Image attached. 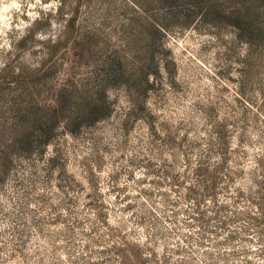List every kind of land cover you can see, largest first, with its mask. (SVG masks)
Listing matches in <instances>:
<instances>
[{"label": "rangeland", "instance_id": "1", "mask_svg": "<svg viewBox=\"0 0 264 264\" xmlns=\"http://www.w3.org/2000/svg\"><path fill=\"white\" fill-rule=\"evenodd\" d=\"M130 2L0 0V74L36 65L77 7L82 27L111 32ZM164 44L174 71L153 80L151 122L110 89L111 117L0 184V264H264V63L244 69L231 29L176 27Z\"/></svg>", "mask_w": 264, "mask_h": 264}, {"label": "trees", "instance_id": "2", "mask_svg": "<svg viewBox=\"0 0 264 264\" xmlns=\"http://www.w3.org/2000/svg\"><path fill=\"white\" fill-rule=\"evenodd\" d=\"M75 1L79 7L84 0ZM77 8L63 37L46 42L36 65L22 63L17 71L0 74V184L16 176L23 162L43 157L60 133L77 136L111 117L110 89L125 91L130 114L151 122L147 99L154 81L174 71L164 39L176 27L231 29L246 46L244 69L257 72L264 63V0H131L111 32L82 27ZM27 40L17 48L25 50ZM57 162L51 157L48 165ZM202 171L197 170L205 179L213 178ZM60 173L64 176L63 168ZM256 205L252 220L260 223L264 206Z\"/></svg>", "mask_w": 264, "mask_h": 264}]
</instances>
